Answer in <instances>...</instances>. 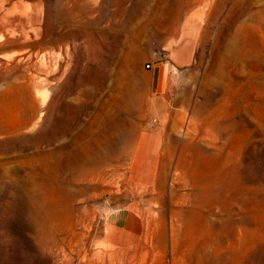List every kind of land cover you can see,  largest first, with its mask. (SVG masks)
<instances>
[{
    "label": "rangeland",
    "instance_id": "obj_1",
    "mask_svg": "<svg viewBox=\"0 0 264 264\" xmlns=\"http://www.w3.org/2000/svg\"><path fill=\"white\" fill-rule=\"evenodd\" d=\"M260 20L0 0V264H264Z\"/></svg>",
    "mask_w": 264,
    "mask_h": 264
},
{
    "label": "bare ground",
    "instance_id": "obj_2",
    "mask_svg": "<svg viewBox=\"0 0 264 264\" xmlns=\"http://www.w3.org/2000/svg\"><path fill=\"white\" fill-rule=\"evenodd\" d=\"M259 12H260V18H261V20L259 21V32H260V35H261V39L263 41L262 47H263V52H264V0H259ZM197 30H198V28L189 25L188 21L184 22L182 30H181L182 32L180 34V38H179L178 42L177 43L173 42V45L175 47L178 44H180V42H181L180 40L182 38L183 33L187 31V36H188L187 38H190L191 41L189 40L190 42L185 45L183 50H179V52L188 54V56L190 55L189 58L191 56H193L192 54L195 52V46H196L195 45V40H196V37L198 35V31ZM171 50H174V48H171ZM41 104H44V100H41ZM200 198H201V195L196 193L195 194V199L198 201ZM202 202H205V201H201V203Z\"/></svg>",
    "mask_w": 264,
    "mask_h": 264
}]
</instances>
